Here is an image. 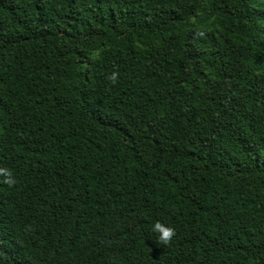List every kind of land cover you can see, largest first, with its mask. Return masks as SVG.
<instances>
[{
  "label": "trees",
  "instance_id": "obj_1",
  "mask_svg": "<svg viewBox=\"0 0 264 264\" xmlns=\"http://www.w3.org/2000/svg\"><path fill=\"white\" fill-rule=\"evenodd\" d=\"M0 169V264H264V0H0Z\"/></svg>",
  "mask_w": 264,
  "mask_h": 264
},
{
  "label": "clouds",
  "instance_id": "obj_2",
  "mask_svg": "<svg viewBox=\"0 0 264 264\" xmlns=\"http://www.w3.org/2000/svg\"><path fill=\"white\" fill-rule=\"evenodd\" d=\"M114 75L115 74H113V76ZM0 172L4 173V180L7 184L11 185L14 183V179L11 177L10 172L5 169H0ZM152 231L158 233V239L163 243H167L174 234V229L171 226L161 224L158 221L152 224Z\"/></svg>",
  "mask_w": 264,
  "mask_h": 264
}]
</instances>
